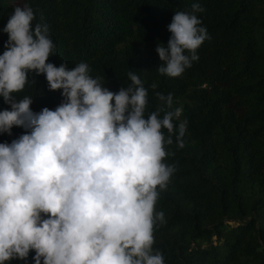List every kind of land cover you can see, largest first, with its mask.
Here are the masks:
<instances>
[{
  "label": "clouds",
  "instance_id": "9594fccd",
  "mask_svg": "<svg viewBox=\"0 0 264 264\" xmlns=\"http://www.w3.org/2000/svg\"><path fill=\"white\" fill-rule=\"evenodd\" d=\"M204 11L194 3L175 12L167 45L156 47L161 75L180 77L199 59L210 39L197 16ZM34 20L25 3L3 28L0 97L10 110L0 111V134L13 127L25 134L0 143V264L26 261L30 252L34 264H165L153 249L156 228L166 223L156 205L177 170L165 163L167 146H185L187 122L174 124L182 109L173 108L171 93L156 92L159 106L146 117L148 91L135 73L112 92L87 63H48L55 45L48 25ZM30 72L61 91L55 110L35 113L32 96L17 99Z\"/></svg>",
  "mask_w": 264,
  "mask_h": 264
},
{
  "label": "trees",
  "instance_id": "16d2710c",
  "mask_svg": "<svg viewBox=\"0 0 264 264\" xmlns=\"http://www.w3.org/2000/svg\"><path fill=\"white\" fill-rule=\"evenodd\" d=\"M25 3L33 25L49 27L55 52L48 63H87L112 92L127 88L135 73L148 91L146 117L159 106L156 92L171 93L173 108L182 109L174 124L187 122L185 146H167L165 163L177 170L156 205L166 223L157 226L153 249L165 264H264V0H0V55L8 41L3 28ZM194 3L205 9L197 16L210 39L180 77L161 75L156 47L167 45L175 12ZM28 79L15 95L32 96L33 112L63 102L44 75ZM11 131L0 143L25 134ZM34 256L9 264H34Z\"/></svg>",
  "mask_w": 264,
  "mask_h": 264
}]
</instances>
